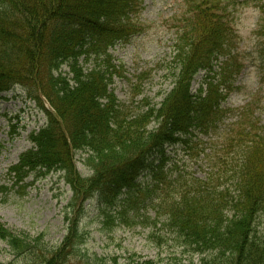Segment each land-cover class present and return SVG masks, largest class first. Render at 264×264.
Segmentation results:
<instances>
[{
	"label": "trees",
	"instance_id": "trees-1",
	"mask_svg": "<svg viewBox=\"0 0 264 264\" xmlns=\"http://www.w3.org/2000/svg\"><path fill=\"white\" fill-rule=\"evenodd\" d=\"M223 2L185 0L173 86L160 102L146 97L133 109L110 89L109 49L141 30V0H0V93L21 85L48 117L46 126L31 134L34 147L9 169L15 184L31 172L61 170L75 204L96 197L106 225L146 222L141 211L151 205L158 214L163 211L180 246L199 256L184 264H264V231L258 225L264 214V125L255 101L224 128L220 170L213 171V165L202 177L173 179L166 170L177 166L170 163L168 147L189 144L197 131L210 135L225 122L222 104L231 73L213 74L215 63L230 53L232 39L219 13L226 8ZM92 55L107 56L108 66L81 64ZM201 71L205 80L194 90ZM78 150L88 154L90 176L76 172ZM144 173L152 177L147 184L139 181ZM0 237L17 254L29 256V264H71L70 258L79 264H118L115 258H80L84 235L77 225L58 247L2 225Z\"/></svg>",
	"mask_w": 264,
	"mask_h": 264
},
{
	"label": "rangeland",
	"instance_id": "rangeland-1",
	"mask_svg": "<svg viewBox=\"0 0 264 264\" xmlns=\"http://www.w3.org/2000/svg\"><path fill=\"white\" fill-rule=\"evenodd\" d=\"M233 1V0H232ZM236 5L228 11H220L226 17L237 44L235 53L241 63V71L235 80L238 87L230 96L226 107L238 110L250 98H260L257 113L264 124V43L259 34L258 24L261 0H235ZM186 10L184 0H143L138 16L142 31L128 41L117 43L110 49L113 67L110 89L120 102L138 109L141 100L150 98L160 102L173 86L176 63V36L180 30ZM207 33V30H206ZM232 36V34H231ZM107 56L92 55L81 58V64L105 69ZM218 69V67L216 68ZM69 70L64 64L61 71ZM204 73L197 76L194 90L203 81ZM44 99V97L42 96ZM230 121V118L228 119ZM47 116L35 101L17 86L2 94L0 99V225L29 237L41 239L47 247L60 246L70 229H79L84 235L80 243V258L99 256L117 260L118 264H130L135 260H152L154 264H184L198 254L185 251L176 239V233L167 223V216L147 206L142 215L148 221L138 220L134 226L124 223L106 225L101 218V205L97 198H88L75 204L74 189L65 178L64 171H54L47 175L32 173L24 182L15 184L9 168L19 161L21 153L33 146L30 133L45 125ZM222 131L213 135L196 136L189 144L168 147L172 157L166 170L173 179L182 177H202L220 170L214 158L226 156L223 150ZM231 155V154H230ZM88 154L78 150L74 154L76 172L90 176L92 170L87 164ZM209 159L210 162H209ZM213 161V162H212ZM215 167L212 171V165ZM46 173V172H45ZM152 177L144 173L139 181L147 184ZM7 187V188H5ZM148 204V203H147ZM83 206V207H82ZM143 223H141V222ZM123 222V221H122ZM157 223V225H155ZM259 229L264 231V214L258 219ZM41 242V243H42ZM71 264H79V259L70 258ZM0 263L29 264V256L17 254L8 242L0 237Z\"/></svg>",
	"mask_w": 264,
	"mask_h": 264
}]
</instances>
